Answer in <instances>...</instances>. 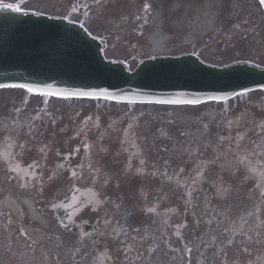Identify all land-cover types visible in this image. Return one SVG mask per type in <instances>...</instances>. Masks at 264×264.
Segmentation results:
<instances>
[{
	"label": "rangeland",
	"instance_id": "374dc122",
	"mask_svg": "<svg viewBox=\"0 0 264 264\" xmlns=\"http://www.w3.org/2000/svg\"><path fill=\"white\" fill-rule=\"evenodd\" d=\"M148 1L157 11L162 5V3H158L160 0ZM200 1L193 0L195 15L199 13L197 9L202 5ZM3 3L11 4L9 0H5ZM12 3L16 4V0ZM143 3L142 0H24L22 7L26 11L56 15L70 21L83 23L93 35L106 41L108 47L105 56L107 58L123 61L133 69L145 56V52L139 48V44H145L141 37V31L145 25V13L140 11ZM84 4H89L91 7V12L87 13V16L82 8ZM215 16L216 27L227 28L228 40L225 42L224 49L217 46L211 51L212 53H207L205 61L214 65H223L238 59H252L264 65V14L257 1L218 0ZM126 20H130V23L127 26H122ZM233 25H242L248 29L253 25V30L241 33L232 30ZM214 32L207 34L206 37L212 40L217 35H213ZM134 43H137V46L132 47ZM219 44L221 45V43ZM198 46L200 47V43ZM37 99L23 98L20 89H1L0 110L5 111L6 107L4 108V106L6 105L23 106L28 110ZM60 104L61 102L50 100L46 104L48 112L57 113L56 116L68 113L69 121H72V117H76V113H78L82 117L88 116L90 123L95 122L97 118L105 117L106 121H110L114 125L120 119L119 114L115 113V109L124 108L127 110L128 108L130 112L134 110L126 105L88 100H81L77 104L74 102L70 105L64 103L63 106L68 107H61L59 110L54 108V105ZM242 105L230 102L228 108L231 106L233 111L228 110L229 115H225L227 110L219 115L211 114V106H200L197 109L192 107L154 108L159 119V122H155V126L165 128L164 154L178 156L179 164V171L175 172L169 181L164 182L168 188L163 193L164 203L161 208H176L179 204L175 215H170L171 223L185 222L187 226L182 229L181 233L191 237L190 240L193 235L196 237L197 247L195 250L198 253L197 262H200L197 264H248L250 261L253 263L254 257L248 255L246 250L249 251L256 246V253H259L256 263L260 264L257 261L261 260V256L264 255V246L258 243L259 241L260 244H264V192L258 191L264 187V169L258 166L257 170L260 174L254 176V172L247 168V162L244 163L242 154L245 149L242 151L239 147L249 139L250 147L246 154H248L247 158L254 159L257 150L263 146L257 147L258 139L254 141L255 143L251 141L257 138L254 123H246L243 126L248 129L246 130L247 134L245 133L246 140L243 141L241 139L243 136H239L240 128H236L238 125L231 121L239 110L245 113L254 111L264 116V106L258 105L254 109H246ZM109 108L112 111H109ZM199 109L200 111H198ZM28 112H24L26 119ZM0 118H7V113H2ZM102 121L105 120L102 119ZM146 126L151 127L150 125ZM227 127L229 128L227 129ZM232 128L233 130H231ZM5 132L8 133L9 130L4 129L2 132L0 129V135ZM11 136L13 135L11 134ZM17 138L29 140L24 136ZM85 138L93 140L96 137L88 134L85 135ZM236 140H240V142ZM257 142L262 144L264 137ZM238 151H241L239 157H235ZM87 153L93 160L100 158L102 163L108 159L107 154H98L94 151H87ZM262 156L264 153L257 158L264 161ZM225 158L230 162H228V166L223 167ZM189 167L191 168L189 169ZM181 168L184 171L181 172ZM257 176H263L262 179L259 178L262 182L258 185V189L254 187ZM178 181L185 185L179 189H173L172 182L177 183ZM136 183L135 180L131 182L132 190ZM5 185L6 189L14 190L13 184ZM190 191H193V194ZM155 197L157 195H151L149 207H152L151 202ZM134 218L142 217L134 216ZM3 227L4 224L0 223V236L5 233ZM53 232H56L55 228H53ZM169 233L171 231L165 229V234ZM58 240L59 238L53 236L54 245L59 244ZM71 242L67 243L69 256L74 250Z\"/></svg>",
	"mask_w": 264,
	"mask_h": 264
},
{
	"label": "flooded vegetation",
	"instance_id": "af4514ba",
	"mask_svg": "<svg viewBox=\"0 0 264 264\" xmlns=\"http://www.w3.org/2000/svg\"><path fill=\"white\" fill-rule=\"evenodd\" d=\"M47 110L45 105L32 106L22 123L17 122V111L10 112L5 127L10 133L0 139V176L17 179L21 190L37 195L38 209L49 227L55 220L65 241L69 233L75 239L78 258L73 264H197L196 237L190 240L179 234L185 224L171 223L161 208L168 188L164 182L169 181L165 176L178 172L179 164L178 156H166L163 143L154 140L160 133L143 136L138 119L126 124L130 113L119 108L118 123L90 127L88 134L96 138L87 140L81 132L86 124L79 117L69 121L64 113L54 123ZM11 134L15 140L21 136L29 140L10 142ZM103 134L108 136L107 147L100 142ZM85 151L107 154L108 159L86 161ZM86 173L91 177L79 186ZM172 185L177 189L175 182ZM153 194L157 197L149 207ZM43 195L60 197L43 199ZM165 227L170 234H165ZM58 254L54 258L51 251H36L26 243L20 250L0 251V264L70 263L67 251Z\"/></svg>",
	"mask_w": 264,
	"mask_h": 264
},
{
	"label": "water",
	"instance_id": "95a60500",
	"mask_svg": "<svg viewBox=\"0 0 264 264\" xmlns=\"http://www.w3.org/2000/svg\"><path fill=\"white\" fill-rule=\"evenodd\" d=\"M101 49L75 24L0 14V85L130 102H197L194 96L223 99L242 90L264 89V70L246 64L213 68L181 56L146 61L130 74L120 63L105 61Z\"/></svg>",
	"mask_w": 264,
	"mask_h": 264
},
{
	"label": "bare ground",
	"instance_id": "6f19581e",
	"mask_svg": "<svg viewBox=\"0 0 264 264\" xmlns=\"http://www.w3.org/2000/svg\"><path fill=\"white\" fill-rule=\"evenodd\" d=\"M134 1V0H131ZM180 2L173 5L171 9L173 14H180V27L182 28L183 36L182 38L185 42H191L195 40L198 36L206 35L210 30H212L216 25V7L218 0H204L200 6L199 13L195 15V8L193 6V0H179ZM196 10V11H197ZM194 11V13H193ZM157 25L159 24V16L156 14ZM166 37H163L159 33V28L152 42L158 47H162ZM153 45V46H154ZM157 51H152L156 53ZM5 179H0V221L5 218V211L11 213V215L18 220V209L20 206H23L26 209L27 216L29 221L33 224V227L25 229V233L29 239H32L37 244L44 241L39 233L41 227H45V220L39 215V213L34 209L32 201L30 199H21L18 200V197L15 194L6 189L4 185ZM44 230V229H43Z\"/></svg>",
	"mask_w": 264,
	"mask_h": 264
},
{
	"label": "snow or ice",
	"instance_id": "6c2138e0",
	"mask_svg": "<svg viewBox=\"0 0 264 264\" xmlns=\"http://www.w3.org/2000/svg\"><path fill=\"white\" fill-rule=\"evenodd\" d=\"M24 0H20L17 4H0V9H10L13 12L20 13L23 11V5ZM260 6L264 7V0H259ZM147 8V5L145 6ZM21 88L25 89L28 93H34L36 90L32 89L30 87H27L26 85L20 84V85H0V88ZM44 95H52V93H44ZM159 103H195L194 101H178V100H172V101H158ZM149 211H153V209H149ZM188 251H191L190 249Z\"/></svg>",
	"mask_w": 264,
	"mask_h": 264
}]
</instances>
